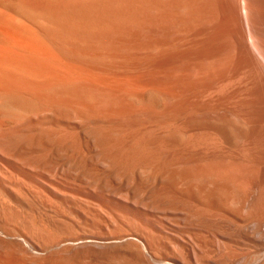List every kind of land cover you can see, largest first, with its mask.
<instances>
[{"label": "bare ground", "instance_id": "obj_1", "mask_svg": "<svg viewBox=\"0 0 264 264\" xmlns=\"http://www.w3.org/2000/svg\"><path fill=\"white\" fill-rule=\"evenodd\" d=\"M77 64L87 67L83 72L100 66L121 77L81 83ZM94 96L111 102L98 99L104 106L97 107L88 101ZM24 98L40 113L6 127L5 117ZM71 113L91 125L92 141L65 124ZM20 135L40 151L69 147L85 155L95 146L107 166L128 173L148 166L157 180L166 177L152 195L181 206L177 264H264V0H0V153ZM2 163L8 167L0 169L4 224L20 204L6 186L14 183L28 197L23 188L42 184L43 171L36 162L31 169L22 161ZM8 199L16 201L15 212ZM148 217L137 224L139 238L154 249L149 231L160 223ZM21 226L24 233L26 221ZM64 250L41 264H146L99 242ZM151 256L163 263L164 256Z\"/></svg>", "mask_w": 264, "mask_h": 264}, {"label": "rangeland", "instance_id": "obj_2", "mask_svg": "<svg viewBox=\"0 0 264 264\" xmlns=\"http://www.w3.org/2000/svg\"><path fill=\"white\" fill-rule=\"evenodd\" d=\"M76 66H78L77 72L75 73V70H73L74 72L73 71L72 72H73V74L75 73V74L81 76L80 78L82 80L81 79L78 80L79 77L73 75L74 78L77 77V80L80 82L86 81V80H83V77H84V79H85V77L86 78H88V77L93 78L92 80H94V81H95V79L98 81L103 80L102 82H105V83H112L113 80L115 81L119 78V77L117 78V76L119 74H116L118 71L116 72L115 70L112 71L113 74H110V72H111L110 69L105 70V68H103L104 70H102V67L100 69V66H98L99 68H97V69H99V70H94V67L92 68V66H91V68L93 69V70L91 69L92 71H86L90 68L89 67L88 69L85 70L86 72H83V69L87 68V67H84L82 69L81 67H83V66L80 67L78 64ZM75 68L76 67L73 66V69H75ZM78 70H80V71H78ZM109 70H110L109 74H106V73H108ZM138 70L139 69H137V73L140 74V71H138ZM135 72H136V70H135ZM79 73H81V74H79ZM137 73H135V74L137 75ZM90 75H92V76H90ZM106 75L109 77H107ZM90 78H88L87 80H89ZM228 78H231V77H228ZM144 85H145V83L142 85L141 88H145L146 85H147L146 88H150V85H148L147 83L145 86ZM97 86H99V85H97ZM138 87L140 88V86H138ZM46 91H50V94L52 93L50 88H46ZM73 96L74 95H72V97ZM94 97H91L88 99L89 103H90V101H93V99H94V101H96V102L98 101L97 102L98 105L96 104L97 107L99 105H100V107H102V104L104 106V102L102 103L98 100V99H100L99 97H101V96H99V97L97 96L95 98ZM26 98H27V96H26ZM26 98L16 100L18 102H16L15 99H13L15 101L14 109H13V111L10 112L9 116L5 117V119L9 122L8 124L5 125L6 127H13L19 123L27 121L28 119H30L36 115V112H38V111H36L35 106H32L30 101H28ZM80 99L84 100V98H80ZM103 99H105V97L101 98L100 100L103 101ZM159 99H160V97H159ZM106 100L107 99H105V101ZM158 100L156 101V104H158V106L165 104V100L163 102V99H162V101H159V103H158ZM88 101H86V102H88ZM108 101L111 102L110 100H107V102ZM109 102L107 103L108 105L110 104ZM99 103H101V104H99ZM113 103H111L112 105H110V106H114ZM90 104H92V103H90ZM107 104H106V107L108 108ZM96 105L93 104L94 107ZM18 109L20 111H18ZM21 109H24L25 111H21ZM18 112H20V114H18ZM39 113L40 112H38V114ZM78 118L79 117L77 115H75L74 113L68 114L67 117L65 118V124L71 125L73 127V129L77 133H80L81 135L86 134L85 135L86 141H92L93 138L91 139V136L89 135L91 133L90 128H89L91 126L90 123H89L90 126H87L88 125L87 121H83V119H81V121H79L80 118L79 119ZM76 120L78 121V123ZM84 123H86V124H84ZM73 124L75 127L73 126ZM88 136H89V139H88ZM13 139L11 140L12 142L10 144L9 149L8 148L6 149L7 150L6 154L4 153L5 150L2 151V153H4V154L0 153V169L2 167L6 169V167H7V166L6 167L3 166L2 161H6L8 163H10V161H11L12 163H15V164H18L22 161L21 164L24 165L25 168H29V169H31L30 167L33 166V164H34L33 162H36L37 164L39 163L40 164L38 166L39 170L41 172L43 171L42 172V184L40 183L38 185L39 187L37 186L38 188L36 186H29V187L26 186L25 188H23V189H25V192L28 191L29 193H31L30 196L28 195V197L30 199L28 197H26L27 192L26 193L24 192L26 194V196L21 194L22 197H20L21 199H19V195L21 193L20 191L22 188H18L17 186H15L14 183L10 184L11 188L8 185L6 186L8 189V192L9 191L11 192V189H12L13 190L12 192H14L15 195L18 194L17 196H15V195L14 196L17 197L16 199H18V202L20 203L19 204L20 207L17 205H14L16 203V201H14L15 197L12 196L13 193L11 192L10 193L11 195H9L6 188H5L6 191L3 189L5 191V193L7 192L6 195L8 194L10 196V198L14 197V200L8 199V204L11 206L13 211H14V209H16L15 206H17V209L15 210L17 212L14 211L15 213H13V214L16 217V213H17L18 221H16L17 218L14 219V217H13L14 215H13V216H11L13 219L10 217L8 218L9 223H7V221L4 224L0 223V225H2V226H0V264H41V263H44V261H46V259L48 257H49L48 260L54 259V257L56 255L58 257H60L62 255V253L65 252L64 249H66V247L77 246V245L84 243V242H86V243L99 242V243H103L107 246L108 245L109 246L111 245L114 247L118 246V249L121 251V253H123L128 258H136V259H139V261L141 263L143 261H145L146 264H150V263L156 264L155 262H153L151 260L152 259L151 254H153V252L156 255L157 254L161 255V257L164 256V257H162V260H161V262L163 261L164 264H177L174 260L178 261V259H179V261H178L179 263H180V261H182V259L180 260L181 256L179 255V251H178L180 248H177V246H178L177 244H179V245L181 244L180 238H181V234H183L182 222H180L181 219L179 216L180 213L178 214V211L181 208V206L180 205L178 206L177 204H175V206L177 205L179 207V208H177L178 210L176 211L175 206L171 205L172 203L171 204L169 203L168 205H166L168 203V202L166 203V200H167L166 195L165 196L163 195L164 197H162V195H161V198L159 197V200H162L163 198L165 199V200L163 199L162 201H159L157 199L155 200L154 196H153L155 193V190L159 186L160 182H162V181L166 182L165 181L166 177L163 179L161 178L162 180H160V179L157 180L151 174L148 166H142L143 168L141 166L136 167V169H133L131 171L132 174L130 172H129L130 173L129 174L126 170L122 169L119 166H114V165H112L113 167L111 165L107 166L106 164L103 163V160H101V161L98 160L99 155L97 156V153L99 151H98V149H96L97 147H95V146H91V147L89 146L88 149L90 151L88 149H87L88 151L85 150V152H84L85 155H83V154H80V152H77L75 150L73 151V149L70 150L71 148H69V147L64 149L62 147L54 146V148H52V147L48 148L49 150L46 149V150L40 151V150L36 149V147H34V146L32 147L28 144V142H27L28 137L26 138V135H20L17 137H13ZM86 154L89 156H87ZM14 156L16 159H17V157H21L22 158L21 161L19 160V162L18 161L15 162L16 159H14ZM37 157H39V158H37ZM37 160H39V161H37ZM118 167H119V169H118ZM176 167L182 168L181 165L179 166L177 164L174 166L175 171H176V169H177V171H179V169ZM7 169H8V167H7ZM7 169H6V171L8 172ZM146 169H147V171H145ZM121 170H124V171H121ZM134 170H135V172H133ZM181 170H180V172H181ZM146 172H148L147 176L149 174H151V176L147 177ZM180 172H177L175 174H178ZM178 175H177V177H178ZM105 179L110 180L112 183L111 182L108 183L107 180L105 181ZM139 182H142V183H139ZM154 183H156V187H155ZM180 184L182 185V182H179V185L177 184L178 188L176 191H178L180 189V187H181ZM139 186H141L142 188ZM8 187L10 188V190ZM132 187H133V189H132ZM17 189H20V190H17ZM141 189H142V192L139 193V190H141ZM134 193H139V194L138 195L136 194V196H135ZM9 196H6V197L9 198ZM102 197H103V199H102ZM149 197L153 198L154 200H152ZM126 198H130V199H126ZM104 200H106V201H104ZM126 200H127V202H125ZM128 200H129V202H128ZM136 201H139V203L137 202V204H136L135 203ZM144 202H147V203H144ZM161 202H162V204H161ZM163 202H165L166 204H164ZM120 203L124 206V208H119L121 205ZM157 203H159V204H157ZM175 203H177V201H175ZM118 204H120V205H118ZM178 204H181V203H178ZM137 205H138V207H136ZM153 205H155V206H153ZM170 205H171V207L169 209L168 206H170ZM12 206H14L15 208ZM156 206L162 207V210L157 208ZM163 207L165 208V210L167 212L165 210H163L164 209ZM173 207H174V210L177 212V214H175L176 216L174 215V211L171 212L173 210L171 208H173ZM22 209H24V210H22ZM25 209H26V212H25ZM113 209H115V210H113ZM129 209L130 210L132 209L131 212L129 211ZM135 209H137V210H135ZM152 209H153V211H152ZM140 210H141V212H140ZM113 212H114V214H113ZM117 212H119V213H117ZM181 213H182V210H181ZM19 214H21V215H19ZM142 216L143 217L149 216L148 218L152 219L153 222L160 223V224H151V229L149 231L150 237L153 238V243L157 242L156 245L154 244V249L153 248L149 249L144 243H142L140 241V240H142V239H140L141 237L139 238V236L141 234L139 231L140 226L137 224H140V225L141 224L143 225V223L145 224V222H144L145 219ZM125 217H127V218L130 217V218L127 219ZM23 218H24V220H23ZM28 219L31 220L32 222L29 221ZM135 219H136V222H135ZM22 221H26L28 227L31 226V229H32V225H33L32 230L30 228H28L27 226H24V228L26 227V230L28 229L27 231L31 230L30 231L31 233H28L26 230H25V232H27V234H25V232L24 233L20 232L21 229L23 230V226H21ZM132 221H134V222H132ZM31 223H34V224H31ZM124 223L126 224V226ZM179 224L181 225V227ZM44 225H45V227H44ZM166 225H167V227H166ZM169 225H171V226L173 225L172 226L173 229L172 228L170 229ZM15 226H17V227H15ZM34 226H36V227L34 228ZM152 226H154V227H152ZM124 227L126 230L124 229ZM122 229H124V230H122ZM137 230L139 232H137ZM33 231H35V232H33ZM128 231L130 233H128ZM19 232H20V234H19ZM169 232H171V233H169ZM12 233H14V234H12ZM176 233H178V234H176ZM40 236L43 238L41 239ZM30 237H31V239H30ZM45 237L48 239V241ZM155 238H156V241H154ZM174 238L176 240H174ZM42 240L44 242H42ZM56 241H58L60 243L58 244V242H56ZM32 242H33V244H32ZM15 243H17V244H15ZM19 243L22 246L19 245ZM44 243H45V245H43ZM53 243L55 244V246L53 245ZM56 243H57V245H56ZM41 245H43V246H41ZM19 247H22L24 249L19 248ZM161 247H162V249H161ZM21 249H22V251L23 250L24 251L21 252ZM61 250H63V252ZM122 250H123V252H122ZM18 252H20V253H18ZM59 252H60V255H59ZM131 255H133V256L131 257ZM51 256H53V258ZM179 256H180V258H179ZM173 258H174V260H173ZM47 263H48V261H47ZM47 263L45 262V264H47Z\"/></svg>", "mask_w": 264, "mask_h": 264}]
</instances>
